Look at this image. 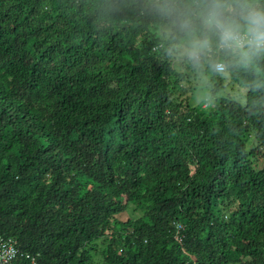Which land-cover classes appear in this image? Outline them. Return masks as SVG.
<instances>
[{"label":"trees","instance_id":"16d2710c","mask_svg":"<svg viewBox=\"0 0 264 264\" xmlns=\"http://www.w3.org/2000/svg\"><path fill=\"white\" fill-rule=\"evenodd\" d=\"M112 2L0 0V235L18 264H264V93L196 106Z\"/></svg>","mask_w":264,"mask_h":264},{"label":"clouds","instance_id":"9594fccd","mask_svg":"<svg viewBox=\"0 0 264 264\" xmlns=\"http://www.w3.org/2000/svg\"><path fill=\"white\" fill-rule=\"evenodd\" d=\"M134 9L153 21L158 48L180 72L202 109L228 81L264 93V0H113L112 13Z\"/></svg>","mask_w":264,"mask_h":264},{"label":"built area","instance_id":"2783aa9c","mask_svg":"<svg viewBox=\"0 0 264 264\" xmlns=\"http://www.w3.org/2000/svg\"><path fill=\"white\" fill-rule=\"evenodd\" d=\"M179 227H182V225H179ZM16 244L15 239L0 235V264H18L19 249Z\"/></svg>","mask_w":264,"mask_h":264},{"label":"rangeland","instance_id":"374dc122","mask_svg":"<svg viewBox=\"0 0 264 264\" xmlns=\"http://www.w3.org/2000/svg\"><path fill=\"white\" fill-rule=\"evenodd\" d=\"M238 91H239V86H237L236 84L227 83L226 86L224 87V91L222 92V94H230L233 97H237ZM245 92H246V90L243 92L242 96L238 99L242 103H245V101H246L245 100ZM191 102L194 104L192 96H191ZM122 218L126 219L127 215L122 216Z\"/></svg>","mask_w":264,"mask_h":264}]
</instances>
